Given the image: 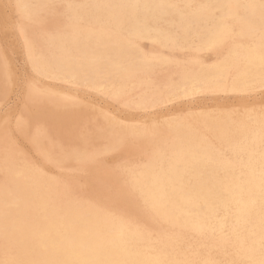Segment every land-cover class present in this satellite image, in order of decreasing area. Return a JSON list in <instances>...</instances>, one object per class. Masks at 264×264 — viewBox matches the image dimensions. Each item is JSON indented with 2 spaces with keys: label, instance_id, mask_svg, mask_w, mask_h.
<instances>
[{
  "label": "bare ground",
  "instance_id": "bare-ground-1",
  "mask_svg": "<svg viewBox=\"0 0 264 264\" xmlns=\"http://www.w3.org/2000/svg\"><path fill=\"white\" fill-rule=\"evenodd\" d=\"M150 1L129 0L127 10L117 11V8L115 10L111 8V18L114 19L115 15H118L115 17L118 22L115 25L114 21H108L103 26L99 25L102 15L101 0H84V4L87 5L77 8L76 21L68 18L62 22L63 25L59 22V16L53 17L56 20L44 21L48 12L47 7H43L44 3L39 4L40 0H4L3 5L7 7L0 4L2 10L6 9L5 13L2 10L1 13H4L5 24H8L10 28L8 30L15 39L13 42L25 58L24 65L34 76L28 81L26 79V82L25 78H22V85L25 83L23 103L27 107L24 114L14 122L15 128L43 165H50L56 169L76 167L81 170L86 169L95 157L99 158L102 153L114 151L131 139L153 146V149L150 147L153 150L150 151L152 156L149 155L148 160L146 157L148 164L139 172L133 171L124 176L112 174L91 181L90 187L98 193L102 192L106 185H112L119 191L118 197L114 195L117 198L110 202V205H113L110 209L109 206H102L96 202L88 203L85 201L86 198L85 200L73 198L68 187L67 189L62 186V182L53 175L45 176V169L42 167L35 168L32 162L25 159L10 143L11 139H5L1 132L4 137L0 136V264H213L209 257H202L199 253L191 251L189 245H183L187 237L215 242L219 249L229 248V251L234 253L231 258L234 264H264V111H244L235 118L224 113L216 116L204 114V119L195 117L191 121L168 119L156 124L154 120L151 127L143 126L141 122L140 127H134L132 124L124 129L119 128L120 130L99 127L90 135L87 133L91 131H87L85 135L83 131V135L78 137L74 134L73 128L62 130L56 125L50 129L45 126L46 123L41 122L46 113L48 116L50 114L47 104L54 103L56 105L54 110L57 111L62 110L58 109L62 106L67 109L74 104L72 96L58 89L52 91L50 88L40 86L44 83L80 88L77 93H81V89L92 90L111 98L110 100L121 98L122 106L143 112L174 103L183 92L182 95L190 96L201 91L218 90L224 94L232 93L236 96L239 93L249 96L250 93L264 89V45L261 43L257 44L258 46L245 47L238 52H230L232 58L237 55L243 57L247 70L240 69L236 64L225 71H218L216 76L210 75L206 70H198L195 77H189L181 86L173 88L166 85L163 88L158 86L159 89L157 88L156 92L152 91L154 92H151L152 94L144 89L145 81L136 77L137 74L132 70L133 64L129 60L123 63L111 60L115 75L101 69L98 46L102 47V44L97 37L92 43L95 47L92 54L85 32L96 33L98 29L103 28L105 36L116 39L121 35L119 29L123 28L122 17L135 8L150 6ZM105 14L109 15L107 12ZM59 23L74 33L80 34L81 31L84 34L81 38H64L58 32ZM245 28L247 27H240L239 30L237 28L238 37L243 34ZM9 31L5 33L7 37ZM10 45L12 47V43ZM102 50L103 53H107L106 49ZM15 51L14 53H17ZM11 58L13 57H9L10 62L18 60L17 57ZM14 61L13 64L16 62ZM13 67L12 65L11 69ZM18 70L15 69L17 72ZM24 71L26 72V69ZM179 91L183 92L179 94ZM257 94L260 93L257 91ZM195 98L197 100V97ZM32 107L35 109L30 111ZM10 109H13V106ZM75 109L77 110L78 106ZM67 110L70 113V110ZM147 114L151 119L152 113ZM68 115L69 118L75 117L72 112ZM53 116L54 114L51 119ZM63 122L65 123V118ZM122 125L123 123L121 127ZM9 126L7 125V130ZM213 140L222 146L223 154L213 150ZM140 150L138 148V151ZM130 153L128 154L131 155ZM143 159L145 161V157ZM49 170L51 172L50 168ZM127 188L135 194L133 192L132 195L129 194ZM138 204L141 207H138ZM117 205L119 210L126 214L118 212ZM141 209L148 215L142 213ZM219 213H222L220 220L222 217L227 220H216ZM155 221H158V227L166 225L174 231L172 238L154 241L142 227L147 222Z\"/></svg>",
  "mask_w": 264,
  "mask_h": 264
},
{
  "label": "rangeland",
  "instance_id": "rangeland-1",
  "mask_svg": "<svg viewBox=\"0 0 264 264\" xmlns=\"http://www.w3.org/2000/svg\"><path fill=\"white\" fill-rule=\"evenodd\" d=\"M3 3H4V0H0V4L2 5V7L4 6ZM101 3H102V15H101V19L99 18L100 19L99 25L103 26V24H105V22H108V21H110V22L114 21L115 22L114 24L116 25V23L118 21H116L115 17H117L118 15H115L116 14L115 13L114 14L115 17H114V19H112L111 18L112 13H111L110 9L114 8V10H115L117 8V11L122 10V9L127 10L129 0H101ZM150 3H151L150 6L145 5L144 7L135 8L131 11H128L126 13V15L124 17H122L123 28L119 29V32L121 35H118V37L116 39L112 38L110 36H107V35L105 36L103 28L98 29V31L96 33H94L93 31H91V33L85 32L87 42L89 40V49L91 50L90 52L92 54H93L94 49H95L94 44H92V43H94V40H96L97 37H98V41H100V44H102V47H100V45L98 46V48H99L98 53L100 54L99 66L101 67V69H104L108 73L115 75L114 74L115 68L111 67V60L112 61L115 60L117 63L118 62L123 63L124 61L129 60L133 64L132 70H134L135 73L137 74L136 77L142 81H145L144 89H146L147 92H149V93H151L152 91L156 92L158 86H159V88H163L164 85H166V87H168V88H171V87L173 88L175 86H181L187 79H189V77H191V76L195 77L196 74L198 73V70H206L210 73V75L213 74V76H216L218 71L227 70V68H229L233 64H236L242 70H247L248 67L244 64L243 57L237 55V56H233V58H232V55H230V52L231 51L232 52H234V51L238 52V51H241L245 47L258 46L257 44H260V43L264 45V0H151ZM2 7L0 6V25H1L0 28L2 27L1 28L2 31L0 29V31H1V33H0V59H1V61H0V77H1L0 78V90H1V92H0V116L3 118H0V128H1L0 129V136H2V138H3L4 137L3 134H4L5 139H8V140L11 139V140H9L10 143L16 147L17 151L20 152L25 159L32 162V165L35 168L45 169V171L43 170L45 173V176L49 177V176L53 175V177H55V178L57 177L59 182H62V186L69 188V189L68 188L67 189L70 190V193H72L73 198H75V199L82 198L84 200L86 198L85 201H87L88 203H90V202L95 203L96 202L98 204H101L102 206H109V208L112 209L113 205H110V202L115 200L118 197L119 191L117 189H115V187L112 185H108L110 187H108L106 185L104 190H103L105 193H103V191L98 193V191L96 192V190H94L90 187L91 181L98 178V177H104V176L112 175V174L114 176H124L126 173H131L133 171L139 172L141 169H144L145 166L148 164L147 160L149 159V155L152 156V154H150V153L153 152V150H152L153 146H151L147 143H144L143 141H139V140H135V139L133 141V139H131V140L127 141V143H125L120 148H118L114 151L108 152V153H102L103 155L100 154L101 156H99V158H97L98 156L95 157V159L93 160L94 162L92 161L90 163V165L88 167H86V169H81V170H80V168H76V167H71L70 169H67V168L56 169L50 165H47V166L43 165L42 162H40V160L35 156V154L32 153L33 151L30 148L29 144H27V142L23 138H21V135L19 134V132L15 128L14 122L18 119L19 116L24 114L26 107H27L23 103L24 85H25V83L22 85L23 79L25 78L24 82H26V81L30 80L31 78L33 79L34 76L30 73V71H28L27 67L24 65V64H26V63H24L25 58H24L23 54L20 53V51L18 50L15 42H13L15 39L12 38V35L10 34V31H9L10 28L8 27V24L7 25L5 24V21L3 19L4 13H5V11H4L5 8H3V10H2ZM4 7H7V6H4ZM1 10L4 13H1ZM59 10H60L59 13H61L60 17H62L61 21H59V22H61V25H63V23L66 21L65 18H67L65 15L66 9H65V7H60ZM105 12L109 13L110 16L108 14H105ZM49 15H48V17L45 16V18H44L45 21H49L50 18H53L51 15L50 16ZM82 24H85V23H82ZM61 25L59 23L58 32H60L64 38H79V37L81 38L82 35L84 34V32H81V31H79L80 34L74 33L68 28H63V26H61ZM237 25H238V27H237ZM243 26L247 27V28H245L244 29L245 31H243V34L238 37L236 33L238 32L239 28L243 27ZM5 27H6V29H5ZM147 27H149L150 30ZM237 28H238V30H237ZM3 30H4V32H3ZM155 30H157V31H155ZM8 31H9V33H8V37H7V35H5V33H7ZM173 33H174V35H173ZM159 38H161V39H159ZM245 38H247L248 42ZM233 41H235V42H233ZM241 41H243V42H241ZM11 43H12V47L10 45ZM2 44L4 47H2ZM14 44H15L16 48H15ZM225 45H228V46H225ZM236 46H237V48H236ZM13 47H14V50H13ZM222 47H224V48H222ZM1 48H3L6 51H4V50L2 51ZM15 49H16L17 53H14ZM102 49H106L107 51L106 50L105 51L107 53H103ZM224 49H226V50L224 51ZM18 52H19V54H18ZM101 52H102V54H101ZM6 53H7V55H6ZM123 54L124 55L126 54V55L124 56ZM15 55H17V56H15ZM133 55L135 57H133ZM221 56H223V58ZM9 57H13L15 59L17 57L18 60H15L16 62L14 60H12L11 61L12 63H11ZM161 57L163 59H161ZM13 58H11V59H13ZM21 58H23V59H21ZM121 58H122V60H121ZM19 59H20V61H19ZM3 60H5V61L7 60L10 63H8V62L6 63ZM135 60H137V61H135ZM13 61L15 62L14 64H13ZM175 63H177V64H175ZM182 63H183V65H182ZM201 63H202V65H201ZM12 65L14 66L13 67L14 69L12 68L13 70L11 69ZM5 66H7L6 70H5ZM15 67H17V68H15ZM198 67H200V69ZM18 68H19V70H18ZM139 68H140V70H139ZM15 69H17L18 72L15 71ZM25 69H26V72L28 74L24 71ZM183 69L185 72L183 71ZM189 69H190V71H189ZM177 70H178V72H177ZM8 72L9 73L12 72V74L11 73L9 74ZM164 72H166V73H164ZM167 73L170 76H168ZM178 73L180 75H178ZM8 74L10 75L11 78H9ZM24 74H26V75H24ZM187 74H188V76H187ZM147 75H149V76H147ZM173 75L177 76V77H175L177 79H175L173 77ZM7 76H8V78H6ZM166 76L168 78H166ZM142 77H143V79H142ZM19 78L21 79V81ZM149 78H151V79L149 80ZM159 78H160V80H159ZM15 79L17 81L19 80L18 81L19 87L22 85L20 88L18 87V82L15 81ZM155 79H157V81H155ZM164 81H166L167 83H164ZM157 82H159V83H157ZM13 84H14L15 88L13 87ZM51 84H53V83H49V84L44 83L40 86L50 88V90H52V91H57V89H58V91L60 90V92H62V93L66 92L65 94H69L70 96H72L74 98V104H73V106L67 107V109H69L70 113L72 112V114H74L75 117L70 116V118H69L68 114H70V113L67 109H65V107L62 106V107L58 108V109H62V110L57 111V110H54L55 109L54 106H56V105L54 103H49V104H47V108H49L50 112L49 111L48 112L50 114L48 116V113H46V115H44V117H42L41 122L46 123L45 126L47 128L50 127V129H51V127H54L56 125H57V127L59 125V128L62 130H70L73 128L72 130L77 137L79 135H83V131H84V135L87 133V131L88 132L91 131L90 133H87L88 135H90L91 133L94 132V130H96L99 127H102L104 129L105 128H113L115 130H120V129L127 128L128 126H131L132 124H133L132 126H134V127H137V126L140 127V122L143 123V124H141L143 126L145 125L146 127H151V125H153L154 120H155L156 124L158 122H159L158 124H160V123H162L161 121L164 122V120H168V119L169 120L183 119L185 121H191L195 117L200 118V119H204L205 118L204 114L216 116V115H220V114H224V113L228 114L231 118H235L239 114H242L244 111L245 112H247V111H255V112L264 111V101H263L264 100V89L257 90L258 93H260V94H257V91H255L256 93H254V92L250 93V94H248L249 96H247V94H239V93H237L236 96H235V94H232V93H230V94L225 93L224 94L218 90H209V91H204V92L201 91L199 93L192 94L190 96H184V95H182L184 92L179 91V94H180V92L181 93L183 92V93L181 94V96L179 95V97H178L179 99H177L176 102L171 103V104L168 103V105L167 104L162 105L161 106L162 108L160 107V108L152 110V111H144L143 112V111H139V110H135V109L133 110L132 108L127 109V107L122 106L123 99H121V98H112V100H110L111 98H109L105 95H101V94L94 92L92 90L81 89V93H79V92L77 93L76 91H80V88H76V87L72 88V86H70V85L60 86V85H54L53 84L54 85L53 86ZM149 84H150V86H149ZM49 85H50V87H49ZM63 89H65V91ZM82 90H84V91L82 92ZM67 91H69V92H67ZM72 92H76V94L72 93ZM154 92H152V93H154ZM17 93H18V95H17ZM9 94H10L11 98L9 97ZM195 97H197V100ZM8 99L11 101H8ZM180 99L182 102L180 101ZM75 100L76 101L78 100V101L75 102ZM117 100L119 101V103ZM250 100H251V102H250ZM230 101H231V103H230ZM261 101H263V102H261ZM7 102L9 103V105ZM197 102H198V104H197ZM189 103H190V105H189ZM261 103H262V107H261ZM80 104H83V106L82 105L80 106ZM118 104H120L118 107L119 109L117 108ZM207 104L209 106H207ZM258 104L260 106H258ZM2 105L4 107H1ZM11 105L13 106V109H10V107L12 108ZM87 105H88V107H86V108L88 109L89 112L85 108V106H87ZM52 106L54 108H52ZM77 106H78V109L76 110L75 108H77ZM72 107H74V108L72 109ZM163 107H166V108H163ZM185 107H187V108H185ZM1 109H2V111H1ZM5 109H6V111H5ZM34 109L35 108L32 107V110L30 109V111H33ZM78 110H80V112ZM170 110H171V112H170ZM129 111H130V113H128ZM181 111H182V113H181ZM148 112L152 113L151 119H150V117L147 116ZM185 112L186 113L188 112V114H185ZM208 112H210V113H208ZM58 113L59 114L61 113V114L58 115ZM65 113H66V115H65ZM89 113H90V115H89ZM105 113H107V114H105ZM52 114H54V116L52 117V119L54 118V120L51 119ZM55 114H56V116H55ZM115 114H117V115H115ZM181 114H182V117H181ZM78 115H79V117H78ZM4 116H6V117H4ZM11 116L13 119H11ZM117 116H119V117L116 119ZM186 116H188V117L186 118ZM55 117H57V118H55ZM92 117H94V119ZM164 117H166L167 119ZM58 118H59V120H57ZM64 118H65V123L63 122ZM97 118H99V119H97ZM2 119H3V121H2ZM66 119L68 121L70 119L68 124H67L68 121H66ZM75 119H76V121H75ZM115 120H117V121H115ZM59 122H60V124H59ZM83 122L85 124H83ZM136 122H137V124H136ZM49 123H51V124H49ZM122 123H123V125L121 127ZM126 123L127 124L130 123V124L127 125ZM166 123H168V122H166ZM2 124H4L3 127L1 126ZM65 124H67V126ZM7 125H10L8 127V130H7ZM51 125H53V126H51ZM4 126L6 129H4ZM65 126H66V128H65ZM82 126H84V127H82ZM85 126L87 128H85ZM123 126H125V127H123ZM11 127H12V129H11ZM4 130L6 131L5 133L3 132ZM13 130L15 131L16 134L14 133ZM77 130H78V133H76ZM80 130H81V132H80ZM8 132L10 133L9 135H8ZM12 133H13V135L16 136V137L14 136L15 139H14ZM17 141H18V143H17ZM129 142H131V143H129ZM135 142H136V144H135ZM139 142H141V143L139 144ZM212 142H213V144H212L213 150L219 154L220 153L223 154L221 152L222 146H220V144L216 140H213ZM214 142H216V143H214ZM20 143H21V145H20ZM24 145H25L26 150H25V148H23ZM131 145H132V147H131ZM136 146L139 149H141L142 151L141 150L138 151V148ZM146 146H148V147H146ZM127 147H129V149ZM150 147L152 149H150ZM28 148L31 151L28 150ZM126 150L127 151L132 150V151L127 152ZM115 151H117V152H115ZM28 152H31V153L29 154ZM113 152H115V153H113ZM128 153H130L132 156L129 155ZM128 155H129V157H128ZM146 155H148V156H146ZM142 156H143V158L145 157V161L143 158H141ZM109 157H111V158H109ZM130 157H131V159H130ZM146 157H147V160H146ZM125 158H127V160H125ZM141 162L144 165H142ZM97 164H99V165H97ZM103 165H105V167H103ZM40 167H42V168H40ZM102 167H103V169H102ZM49 168L51 169V172H50ZM52 168H53V170H52ZM100 172H101V174H100ZM78 173H80V174H78ZM116 173H118V174H116ZM76 174H77V176H76ZM80 176H81V178H80ZM67 177H68V179H67ZM109 188H110V190H109ZM71 190H72V192H71ZM127 190H128V193L132 195L131 192H133V191H130L128 188H127ZM110 195H111V197H110ZM114 195H116L117 197ZM107 197H109V198L107 199ZM138 207H141L140 204H138ZM116 210L118 212L125 213L124 211L119 210L118 205L116 206ZM140 211L142 213H145L146 215H148L144 211V209H141ZM221 215H222V213H219V216L216 215L217 216L216 220L226 221L227 219L225 217H222L220 220ZM137 220L140 221L139 218H137ZM158 225H159L158 221L147 222V223H145V226L142 228L145 230L146 233H148L150 235V237H152V239L154 241H157L159 239H162L163 241H165V240H168L169 238H172L171 235L174 231H172L166 225H162L161 227H158ZM152 227H154V228H152ZM159 229H161V231H159ZM224 234L227 235L226 233H224ZM215 244H216L215 242H212L209 240H203L201 238H196V237H187L185 239V243L183 245H189L191 248V251H194L195 253H199L202 257H209L210 258L209 260L213 264H234L231 261V258L234 256V253L230 252L229 248H226L225 250L219 249L215 246ZM216 260H218V261H216Z\"/></svg>",
  "mask_w": 264,
  "mask_h": 264
},
{
  "label": "crops",
  "instance_id": "crops-1",
  "mask_svg": "<svg viewBox=\"0 0 264 264\" xmlns=\"http://www.w3.org/2000/svg\"><path fill=\"white\" fill-rule=\"evenodd\" d=\"M41 1L42 0H40L39 4L42 5L44 3L43 7H47L46 12H48L47 13L48 15L50 14L52 17H56V18L58 16L60 17L59 14H61V13H59V11L57 9L59 7H65V9L67 8L66 13H65L67 18H65V19L67 20L68 18H70V20L72 19L73 21H76V19L78 17V9L77 8L83 7V6L86 7V5H87L86 2H85L86 4H84V0H44V2L43 1L41 2ZM57 4H60V5L57 6ZM53 6H54V8H53ZM73 6H74V8H73ZM57 13H59V14H57ZM47 14L45 16H47ZM51 19L56 20L54 18H50V20ZM59 19L61 21L62 17H60ZM59 19H58V21H59ZM44 21H45V19H44Z\"/></svg>",
  "mask_w": 264,
  "mask_h": 264
}]
</instances>
